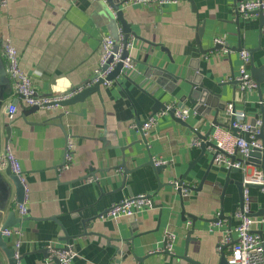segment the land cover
<instances>
[{
    "label": "crops",
    "instance_id": "obj_1",
    "mask_svg": "<svg viewBox=\"0 0 264 264\" xmlns=\"http://www.w3.org/2000/svg\"><path fill=\"white\" fill-rule=\"evenodd\" d=\"M115 1L132 28L128 38L136 70L117 75L84 100L40 109L27 106L11 90L5 38L19 49L21 67L37 91L56 95L91 80L100 61L102 35L118 38L121 29L125 33L122 23L108 21L113 9L106 0L103 9L93 0H9L0 8V64L5 71L0 84L6 88L0 107V156L10 145L20 159L28 206L22 216L4 171L7 165L0 164L2 176L11 184L8 197L7 182H0V200L8 203L0 223L10 209L21 217L5 239L17 246L19 264H58L48 245L70 246L74 251L70 264H228L222 256H229L230 245L222 249L219 245L228 231L236 237L241 196L233 181L242 180L243 171L212 163L214 150L208 145L203 153L198 133L206 134L215 119L229 125L228 103L243 111L246 120L252 122L256 115L262 119L264 82L260 88L242 91L235 79L240 46L250 52L248 67L255 78V68L264 63L260 14L240 15L238 21L233 7L239 0H166L149 5ZM218 36L226 41L228 52L215 42ZM159 67L162 75L155 72ZM190 72L194 76L190 80L200 77L214 91L208 102L206 97L202 102L188 98L191 81L183 77ZM160 76L164 78L159 80ZM152 95L162 101L159 110L174 101L192 107L188 124L169 112L144 135L141 122L153 112ZM10 103L18 105L13 119L8 117ZM196 137L200 144L194 143ZM67 153L72 154L68 166ZM153 158L166 160L167 166L157 171ZM195 159L186 181L201 189L183 202L170 183L182 179ZM228 173L232 182L222 202L221 187L213 182L224 184ZM250 191L252 212L264 217V188L252 185ZM143 192L152 195L153 207L129 216L107 214L113 203ZM221 208L224 217L216 220ZM253 227L264 236V221ZM170 233L173 252L162 251Z\"/></svg>",
    "mask_w": 264,
    "mask_h": 264
},
{
    "label": "built area",
    "instance_id": "obj_2",
    "mask_svg": "<svg viewBox=\"0 0 264 264\" xmlns=\"http://www.w3.org/2000/svg\"><path fill=\"white\" fill-rule=\"evenodd\" d=\"M166 0H125L127 4H142L149 5L154 3H163ZM9 0H0V8L8 5ZM235 14L247 15V14H260L264 12V0H239L233 7ZM126 34L121 29L119 31L118 38H114L110 34H104L101 38L102 52L100 55V61L98 67L94 71V75L91 80L84 84L83 87L93 85L100 79H103V84L111 83V80H107V76L122 63V68L119 74L127 75L129 71L136 70L135 61L132 55L124 54L125 50H130L133 42L128 38L125 41ZM215 42L220 44L224 52L230 50L226 41L221 37H215ZM4 52L6 59V71L10 81V86L13 94L22 98L23 102L27 106H37L40 108L54 107L60 105L59 102L70 98L74 92L81 90L83 87L71 91L70 93L61 94H40L34 86L32 77L21 67V53L14 44L10 37H6L4 40ZM240 55V67L239 72L235 79L238 83L240 90L247 91L258 88V82L249 70V62L251 59L250 52L247 48H242L239 51ZM118 74V75H119ZM226 110L231 116H234V120L225 126L221 123H213V130L209 136V140L212 141L215 147L214 161L217 163H224L229 168H239L243 171V203L236 211L238 217V224L234 227L236 231V237L232 236V233L228 231L219 245V249L223 248L224 244L230 245V254L228 256L229 264H264V236L254 230L253 224L256 221H264V217L258 218L251 215L252 212V195L250 191V185H261L264 188V169L261 166L248 162L249 152L253 147H262V143L256 138L260 132V126L262 124L261 119H257L255 122L247 121L245 119V113L238 111L234 108L233 103H228ZM18 111L17 103H10L8 106V117L13 119ZM192 111V107L181 106L177 101L166 103L163 108L158 110L155 114L150 115L143 124V130L146 133L151 129L158 121L159 117L167 113H172L176 117L186 120ZM239 128V131L235 133L231 128ZM197 130V128H196ZM248 133L251 141H248L245 134ZM195 144H200V139L196 137L194 139ZM69 146H72V142L69 141ZM72 158L71 153L66 154V166L69 165V161ZM167 162L161 158H155L156 164H163ZM0 164H10L12 170L18 174L21 181L24 183L25 188L26 178L22 168L20 159L12 149L10 145L6 146L5 152L0 156ZM178 183V180H175ZM27 190V189H26ZM23 203H19L18 211L24 216L28 212L27 206V194ZM154 199L150 193H139L136 195H130L122 198L121 200L113 203L107 210V214L117 217L122 215H134L138 211H143L153 207ZM15 231L12 227L6 228L4 233L10 235ZM51 257L58 259V264H70L74 255V251L70 246L59 247L48 245ZM158 249L156 251H160ZM173 252V234H168L166 239V247L162 250ZM16 257H20L18 249Z\"/></svg>",
    "mask_w": 264,
    "mask_h": 264
},
{
    "label": "water",
    "instance_id": "obj_3",
    "mask_svg": "<svg viewBox=\"0 0 264 264\" xmlns=\"http://www.w3.org/2000/svg\"><path fill=\"white\" fill-rule=\"evenodd\" d=\"M95 2H97L98 4L101 5V9H103L102 7V0H93ZM111 8L113 9L112 14L113 15H109L108 14V21L111 22V25L113 24V21H120L122 23L123 29L125 31V41L128 40L129 37V33L132 31V28L130 26V24L128 23V21L126 20V18L124 17V8L121 7L120 2H117L115 0H106ZM237 20L240 21V15L241 14H237ZM260 25L261 27L264 26V12L260 13ZM202 29V28H201ZM243 47L240 46L239 50H241ZM130 50H125V55L129 54ZM255 66H252V69H254ZM122 68V63H119L118 66L107 76V80H113L119 73L120 70ZM160 69H156L155 72L159 75H162L163 71L161 70L162 67H159ZM256 71H258V73L255 75L257 78V82H258V87L260 88L262 83L264 82V63L260 66V67H256L255 68ZM1 73H5L2 65L0 64V74ZM166 75H169L171 73L168 74L165 73ZM194 74V73H193ZM194 76H192V72H190V74H187L186 77H183V80L186 82H190L191 83V88L189 90V92L187 93L188 98L193 101V102H197L198 100L202 102L203 98L206 97V101L208 102V98H209V94L212 92V90L205 85V83L201 80H199V78H196L194 80H190L193 79ZM161 79H163V76L159 77ZM180 78V77H178ZM185 78V79H184ZM103 84V79H100L98 82L94 83L93 85L87 86V87H83L81 90L76 91V89L74 91V94L66 99V100H62L59 102L60 105H65V104H70L73 103L74 101L77 100H84L88 95L92 94L93 92L97 91L100 92L101 89V85ZM5 85L4 84H0V107L5 99L4 95H5ZM214 92V91H213ZM212 92V93H213ZM153 99H154V105L152 107L153 112L152 114H155L159 108L160 105L162 103V101L152 95ZM263 100V99H262ZM262 112H263V117H262V124L260 126V132L257 134L256 138L259 139L262 143V147H253L250 152H249V156H248V162H251L252 164L261 166L264 169V103L262 104ZM32 108L34 109H38L37 106H32ZM234 108L236 109V107L234 106ZM151 114V115H152ZM177 120L184 122L186 124H188L186 122V120H182L178 117H176ZM257 119H259V116L256 115L255 119L252 122H255ZM146 120V119H145ZM144 121L141 122V126L144 124ZM234 120V116L232 115V119L231 122ZM249 121V120H247ZM213 123H219L217 121V119L214 120ZM222 124V123H221ZM224 125V124H223ZM7 126V133L10 132V127L8 126V124H6ZM225 126H229V125H225ZM231 128L233 129V131L235 133H237V131H239V128H234L231 126ZM213 130V126L211 128H209V130L207 131L206 134H202V133H198V137H201L202 141H201V146L203 149V153L206 149V146L210 145L211 147H215L214 143L212 141L209 140V136L211 134ZM144 132V131H143ZM0 133H1V129H0ZM146 133L144 132V135ZM246 138L248 141H251L252 139L250 138L249 134L246 133L245 134ZM144 140H147V137L144 136L143 137ZM0 145H1V135H0ZM254 156H256V158H253ZM197 159H195L192 163H190L189 168L187 169V171H185L184 175L182 176V179H176L178 180V183L176 184L175 181H172L170 183L171 186L174 187V191H176L177 195L179 196V198L181 199V201H185L190 199V195L192 191H196L201 189V187L199 186H195L192 182L186 181L187 175L190 172L191 168L196 164ZM152 165H154V168L157 171H161L162 168L167 166V163H163V164H156L155 163V158L152 159ZM212 163H214V155H213V160ZM229 169H234V168H229ZM238 170V169H237ZM5 174L8 177V180L11 182V184L14 186L15 188V194H16V203H23L24 199H25V194H26V188L24 183L21 181L20 177L18 176V174H16L12 168L10 164H7L6 168H5ZM231 171V170H230ZM5 177L2 176L1 173V167H0V182L2 183H6V185L8 186L9 192H8V197H10V192H11V184L8 183L9 181H5L4 179ZM206 179V174L202 177V181L201 183H203ZM232 182L229 173L225 178V182L224 184L220 183L219 181H214L213 185L214 187H221V199L222 202L224 201V197L226 195V190L228 188V185ZM239 190L240 196H241V204L243 203V188H244V183H243V179L242 180H235L233 181ZM219 185V186H217ZM252 186V185H250ZM261 186V185H260ZM264 186V185H263ZM8 203H5V201L0 200V222L2 220L3 217V213L6 210ZM264 211V208L261 209V212ZM251 215L256 216L254 212L250 213ZM224 217V210L223 208H221V210L219 211L218 216L215 218L216 220H219L220 218ZM21 217H17L16 216V211L14 209H10L8 211V215L5 218V220L0 223V264H19L20 259L22 258L20 257H16V252H17V246L16 245H11L6 239L5 236L6 235L4 233V230L6 228H10L12 227L14 224L20 222ZM117 252L121 253V251L117 248ZM123 254V253H122ZM127 254V253H126ZM125 254V256H126ZM137 259L139 260H144V257L142 256H138L135 255ZM57 261H59L58 259H56ZM118 261V260H117ZM222 262H228V257L226 256V254L224 253L222 256ZM145 264V263H144ZM229 264V263H228Z\"/></svg>",
    "mask_w": 264,
    "mask_h": 264
}]
</instances>
